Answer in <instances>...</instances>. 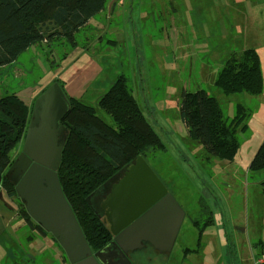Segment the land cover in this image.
Returning <instances> with one entry per match:
<instances>
[{
	"label": "rangeland",
	"instance_id": "rangeland-1",
	"mask_svg": "<svg viewBox=\"0 0 264 264\" xmlns=\"http://www.w3.org/2000/svg\"><path fill=\"white\" fill-rule=\"evenodd\" d=\"M158 2L159 0H110L107 8L93 17L91 23L77 34L79 41L76 46L54 40L31 46L17 60L0 67V97L6 91H17L19 96H23L22 93L42 81L48 82L46 90L56 82L53 80L59 78L51 80L54 72L69 63L65 68L71 78L76 72L86 71L91 81L82 96L76 98L95 106L98 115L116 126L113 118L98 102L119 74L128 75L143 112L166 146L165 150L150 152L146 159L187 215L171 257L159 254L150 244L140 252V257L145 259L147 255L153 259L152 264H191L190 261L195 257H191L189 262L185 261L184 248H196L203 253L207 250V244L215 241L219 246V260L223 264H229L234 256L232 251L236 246L235 237L242 235L238 227H245L247 236L250 232L252 242H258L264 236V169H250L251 161L264 141V93L256 96L248 93L227 95L215 86L214 81L219 73L218 64L223 65L224 57L220 55L222 58L218 60L220 58L212 53L217 43L216 36L205 37L206 49L203 50L201 42H196L199 39H196L195 34L200 39L203 38L194 31L195 27L200 30V19H204L200 14L201 10L193 8L194 14L191 15L187 7L193 0H177L179 5L177 10L173 8L171 17L170 10L167 11L166 8L169 0H161L162 5L157 4ZM114 3V11L111 13ZM230 3L232 4L231 1L228 4ZM230 11L231 14L226 13V23L237 30L231 39L237 46L246 44L245 47L258 49L264 66V0H240L236 6L232 4ZM174 16L177 17L178 30L171 29V18ZM222 45L225 46L224 52L229 50V45ZM66 52V57L62 58ZM95 67L100 69V74L94 72ZM98 84L105 87L104 92H100ZM198 88H205L210 95L215 96L222 104L225 114L230 117L234 115L238 103L249 107L252 112L247 120L248 129L241 132V147L231 162L210 155L188 136L180 117L181 92L184 89L195 91ZM80 89L82 90L81 86L78 90ZM40 94L30 103L33 108ZM23 144L13 149L15 159L23 149ZM12 173L9 168V178ZM122 175L115 176L90 196V202L97 210L102 211V199ZM201 201L209 204L215 219L216 214H219V225L225 234L224 237L218 235L216 224L211 227L215 232L209 235L204 233L198 245V229L193 224V218L200 216ZM10 202L15 204V209L18 208L19 203L14 199L10 198ZM35 233L39 234L35 231L34 236ZM43 237L45 243H40L39 239L38 249L32 250L33 255H26L21 242L31 244V238L27 237V240L25 235L18 244V250H22L14 252L13 260H8L7 256L5 261L12 264H46L50 261L53 264H69L51 235ZM250 241H241L240 248L244 253L247 250L245 243L250 244ZM45 246H52V249L45 252L42 250ZM225 248H230L231 251L226 253ZM54 250L58 251H55L57 255L54 259L49 258V255L53 256ZM207 252H211V247Z\"/></svg>",
	"mask_w": 264,
	"mask_h": 264
},
{
	"label": "trees",
	"instance_id": "trees-1",
	"mask_svg": "<svg viewBox=\"0 0 264 264\" xmlns=\"http://www.w3.org/2000/svg\"><path fill=\"white\" fill-rule=\"evenodd\" d=\"M109 2L0 0V67L14 62L37 43L54 40L76 46L79 41L77 34L93 17L104 11ZM114 5L111 6V13ZM54 81L60 83L70 103V109L61 120L68 133L58 174L64 194L92 250L96 251L105 246L112 236L101 221L102 211L91 204L90 196L115 176L122 175L126 166L139 155L146 158L150 152L165 150L166 146L143 112L125 73L117 76L98 102L116 126L98 115L95 106L69 95L59 78ZM214 85L227 95H262L264 75L259 51L255 47H247L228 54ZM179 109L188 136L193 141L218 159L230 162L235 159L242 144L241 132L248 129L247 120L252 113L249 107L238 103L234 115L230 117L215 96L205 88H198L181 92ZM32 111L33 104L26 103L17 92L6 91L0 97V185L10 198L19 203L17 214L31 228L26 238L30 237L33 241V231L51 235L61 248L64 259L71 264L58 240L29 215L24 200L8 176L15 159L12 151L23 144ZM250 169H264V141L253 157ZM200 207V216L193 219V224L202 234L215 223V216L206 202L201 201ZM258 242L254 244L258 245ZM259 258H264V252L256 255L255 259Z\"/></svg>",
	"mask_w": 264,
	"mask_h": 264
},
{
	"label": "water",
	"instance_id": "water-1",
	"mask_svg": "<svg viewBox=\"0 0 264 264\" xmlns=\"http://www.w3.org/2000/svg\"><path fill=\"white\" fill-rule=\"evenodd\" d=\"M69 109L58 82L40 94L23 149L10 166V179L29 215L58 240L71 264H134L129 252L146 243L169 254L186 212L142 155L126 166L102 199L101 221L112 239L92 250L58 174L68 133L61 120Z\"/></svg>",
	"mask_w": 264,
	"mask_h": 264
},
{
	"label": "crops",
	"instance_id": "crops-1",
	"mask_svg": "<svg viewBox=\"0 0 264 264\" xmlns=\"http://www.w3.org/2000/svg\"><path fill=\"white\" fill-rule=\"evenodd\" d=\"M160 1L161 0H159V2L157 4L162 5L160 3ZM229 1H231L234 6H236V4H239V2H240V0H193V2L189 3V7H187V9L190 11L191 15L194 14L192 12L193 8H196V9L201 10L200 14L202 15V17L204 16V19H202V21L200 19V22H201L200 30L197 27L194 28V31L196 33H200L203 36V38L200 39L198 34H195L196 39H199V41L197 40L196 42L198 44H199V42H201V46H202L201 49L202 50L206 49V43H205V40H207L205 38L206 36L207 37H210V36H216L217 37V43H215V46L212 49V53H213V55L217 56V58H220L218 60H221V58H222V57H220V55H222L225 59L227 53L229 54V52L241 51L244 48H247V47H245V46H247L246 44L243 46L235 45V43L231 39V36L232 35L234 36L236 34L237 30H236V28H235V30H233L226 23V19H225V17L227 16L226 13H228V14L232 13L230 11V7L232 6V4L230 3V5H229L228 4ZM178 5L179 4L177 3V0H169V3L166 5L167 11L170 10V12H171V17H172L173 8L177 10ZM226 8H228V10ZM224 9H226V11H224ZM173 15H175V14H173ZM92 19L89 21V23H91ZM171 19H172L171 29L174 28L175 30H178L179 26L177 24V17L174 16V18H171ZM194 19H196V17H194ZM228 21H229V19H228ZM218 37L223 38V40H220ZM222 43L229 45V47H230L228 50L229 52L228 51L224 52L225 46L222 45ZM138 48H139V46H138ZM219 48H221L222 50L220 51ZM260 56H261V54H260ZM261 63H262V70H263V75H264V66H263L262 56H261ZM67 65L65 64L58 71L54 72V75L51 77V80H53L55 77H59V79L64 84L66 92L69 95L74 96V97H77V96L81 97L82 94L85 92V90L89 87V84H91L89 76L86 74V71L85 72L79 71V72H76L74 74V77L72 76V78H71V76H69L70 73L69 72L67 73V68H65ZM218 65H219L218 66L219 67L218 72H220L222 65H221V63H219ZM93 70H94V72L97 71V74H100L99 73L100 69H98L97 67H95V69H93ZM51 80H49V82ZM47 83H48L47 81H42L40 84L32 86L31 89H29V91H27L26 93H22L23 96H21V95L20 96L25 101H27V103L30 105V103H32L34 98L37 97V95H39L41 93V91L45 88V85ZM80 86L82 87V90L81 89L78 90V88ZM98 88L100 89V92H101L104 90L105 87L102 84H98ZM15 92H17V91H15ZM18 93L19 92H17V94ZM186 216L187 215H185V218H186ZM218 216H219V214H216L215 220H217V221H215V223L213 225L207 227L202 232V234H199V230H198V238H197L198 245H199V241L202 238L204 233L209 235V234H213L215 232V230L212 229L211 227H215L216 224L218 225V231H219L218 235L220 236V235L225 234V232L223 231V228H220ZM185 218H184V220H185ZM181 228H182V226H181ZM238 228H239V230H241L242 235L235 237V239H236L235 245L236 246H235V249H233V251H232V254L234 256H233V259L231 261L232 263L229 262V264H254L256 255L262 254V252H264V236H263L262 240L261 239L259 240L258 245H255L254 242L250 241L251 240L250 232L248 233L249 236H247V233H246L247 229L245 227H242V229H240V227H238ZM30 230H31V228L26 224L25 220L19 218V216L17 214V209H15V204L10 202V197L7 194V191L3 187H1V185H0V264H12L10 261L8 262V260H13L15 251L22 250V249L18 250L19 240H21V238H23L26 235V233H30L31 232ZM181 230L182 229H180L179 234L176 238V241L179 238V236L181 235ZM34 232L35 231H33L32 234ZM38 233L39 234L35 233L36 234L35 239L33 241H30L31 244H27V242H24V243L21 242V244L24 248L23 249L24 254L33 255L32 250L33 249H34V251L37 250L39 244L42 241H43L42 243H45L44 242L45 237H43V235H45V234H43L42 232H39V231H38ZM40 233H42L43 235ZM245 235H246V238H244ZM223 237H224V235H223ZM39 239H40V243L37 244V241ZM243 239H245V240L247 239L248 241H250V244H247V242L245 243V247L247 249L245 251L246 253H244V251L240 248L241 241ZM176 241H175V243H176ZM175 243H174L173 249L175 247ZM32 245H33V247H32ZM148 245H149V243H146L143 248L136 250L135 254H133V260L132 261L134 264H149V263L152 264L153 263L152 262L153 259L149 258L147 255L145 256V259L140 257L141 256L140 252ZM210 247H211V252L208 253L207 250H210ZM218 248H219L218 243L215 241H210L207 244L206 252H203V253L198 251V249H196V248L186 247V248H184V256H185L184 260L185 261L187 260V262H189L188 260H191V257H195L196 259L194 258V260L192 259L190 261V262H192L191 264H206V263H208V264H223V261L219 260L220 256L217 255V253L219 251ZM49 249H52V246H45L42 250L47 252V250H49ZM173 249L171 250V252L169 254L161 253L157 249H155V250L159 254H162V255L164 254L166 256L171 257ZM228 249H226V253L231 251L230 248H228ZM42 250H40V251H42ZM55 251L56 250H54V252H53V256H51L52 254L49 255V258L53 257V259H54V257L57 255L56 252L58 253V251H56V252ZM135 255H136V257H135ZM216 255H217V257H215ZM7 256H8V260L5 261ZM198 256H199V258H198ZM40 264H43V263H40ZM46 264H53V262L50 261L49 263H46Z\"/></svg>",
	"mask_w": 264,
	"mask_h": 264
},
{
	"label": "built area",
	"instance_id": "built-area-1",
	"mask_svg": "<svg viewBox=\"0 0 264 264\" xmlns=\"http://www.w3.org/2000/svg\"><path fill=\"white\" fill-rule=\"evenodd\" d=\"M264 263V258H259V259H255L254 264H263Z\"/></svg>",
	"mask_w": 264,
	"mask_h": 264
},
{
	"label": "flooded vegetation",
	"instance_id": "flooded-vegetation-1",
	"mask_svg": "<svg viewBox=\"0 0 264 264\" xmlns=\"http://www.w3.org/2000/svg\"><path fill=\"white\" fill-rule=\"evenodd\" d=\"M11 180V179H10ZM12 182V181H11ZM135 252H136V250L135 251H130L129 252V256H130V258L133 260V254H135Z\"/></svg>",
	"mask_w": 264,
	"mask_h": 264
}]
</instances>
